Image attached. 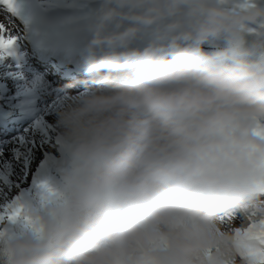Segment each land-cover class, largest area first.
<instances>
[{"label":"clouds","instance_id":"1","mask_svg":"<svg viewBox=\"0 0 264 264\" xmlns=\"http://www.w3.org/2000/svg\"><path fill=\"white\" fill-rule=\"evenodd\" d=\"M88 29L91 86L56 113L63 170L19 195L39 231L0 223V264H246L264 0H97Z\"/></svg>","mask_w":264,"mask_h":264},{"label":"snow or ice","instance_id":"2","mask_svg":"<svg viewBox=\"0 0 264 264\" xmlns=\"http://www.w3.org/2000/svg\"><path fill=\"white\" fill-rule=\"evenodd\" d=\"M8 5V8L15 12L14 0H3ZM253 30L254 29H250ZM7 31L4 24H0V33ZM18 36L9 34L7 36L0 34V55L5 54L8 50L13 48ZM258 133L264 135V125H260L257 129ZM47 189L46 181H39L38 186ZM262 199L252 208L247 217L248 223L245 227H236V231L243 232L240 237L241 247L239 249V256L245 259L246 264H264V186L259 189ZM25 206L20 202V197L15 196L5 198L0 201V223L5 220L11 224L23 223L25 226H31L34 230L39 231L32 220V217L25 212ZM225 217H221L224 219ZM228 218H232V214H228ZM3 231V229H0Z\"/></svg>","mask_w":264,"mask_h":264},{"label":"rangeland","instance_id":"3","mask_svg":"<svg viewBox=\"0 0 264 264\" xmlns=\"http://www.w3.org/2000/svg\"><path fill=\"white\" fill-rule=\"evenodd\" d=\"M34 145H35V143H33V146ZM27 149H28V143H27ZM30 150H32V149H30ZM13 151H15V149ZM19 152L20 153L18 154V157H21V158L23 155H26L28 153V152L23 153L20 151V149H19ZM35 153H38V152L33 150L31 153V155H32L31 157H33ZM9 157H10L11 164L9 162H6L5 168L0 169V201L4 200L5 198L14 197V195L17 194L19 188L21 189L19 191L22 193H25V192L31 193L32 191H34L30 188V180H31V175L33 173V168L31 167L27 171H24L23 167L25 168V166L18 163V161L20 159H18V161H17L16 159H14L13 156L9 155ZM27 158L28 157L26 156L25 159H27ZM35 159L36 158H34L33 160H30L29 162H33ZM14 163L16 164L15 169L11 166ZM26 167L29 168L30 167L29 164ZM25 176L27 177L25 180L28 181V183L26 184V187H24V189H22L19 186L20 185L19 180H24Z\"/></svg>","mask_w":264,"mask_h":264},{"label":"bare ground","instance_id":"4","mask_svg":"<svg viewBox=\"0 0 264 264\" xmlns=\"http://www.w3.org/2000/svg\"><path fill=\"white\" fill-rule=\"evenodd\" d=\"M70 1L73 2L74 0H70ZM82 3H84V1ZM0 19H2V18L0 17ZM8 27L11 28L12 31L14 32L16 30L15 29L16 28V23L13 22V24H12V23L9 22ZM14 33H16V32H14ZM3 66L4 65H1V67H3ZM4 78H6V76H4ZM78 84L84 85L83 83H78ZM27 99L29 100V98H27ZM19 149L23 153L28 152L27 142L25 144L23 143V145ZM0 152H1L0 153V163H2L3 158L8 159V156L10 155V143L7 142V141H1L0 142ZM38 157H39V154L38 153H35L34 156L31 158V160H33L34 158H38ZM18 163H20L21 165H23V166L26 167V165H24L26 163V161L24 159L21 158L18 161Z\"/></svg>","mask_w":264,"mask_h":264}]
</instances>
